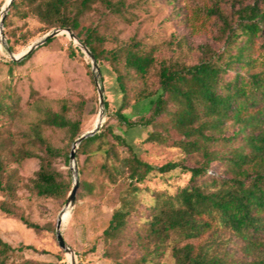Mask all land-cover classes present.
<instances>
[{"label": "trees", "instance_id": "trees-1", "mask_svg": "<svg viewBox=\"0 0 264 264\" xmlns=\"http://www.w3.org/2000/svg\"><path fill=\"white\" fill-rule=\"evenodd\" d=\"M97 5L104 12L87 23ZM126 12L123 0H13L4 20L13 53L17 44L29 42L25 35L18 41L9 30L13 17L35 19L40 36L70 29L97 63L115 74L121 93L117 123L126 129L150 127L142 143L176 148L183 155L154 167L104 124L78 145L75 201L101 200L121 187L100 235L103 257L111 264H166L169 251L173 264H264V0H214L208 5L206 16L219 23L221 50L202 48L195 64L161 55L160 43L119 41L109 17L127 21ZM30 56L7 63L19 66ZM155 95L147 117L132 121L124 115L131 105ZM67 112L64 105L59 111L47 109L35 125L42 156L12 154L15 163L39 160L31 181L37 198L64 199L71 191L54 163L62 159L68 165L71 145L84 132ZM42 127L65 133L69 145L45 143ZM188 160L192 165H186ZM182 177L183 183L176 182ZM11 180L12 171L0 159L1 192H13ZM153 181L162 187L148 185ZM19 219L35 233L42 229L23 216ZM31 249L11 247L0 238V264H8L14 254L20 256L18 264H64L24 259L22 252Z\"/></svg>", "mask_w": 264, "mask_h": 264}, {"label": "rangeland", "instance_id": "rangeland-1", "mask_svg": "<svg viewBox=\"0 0 264 264\" xmlns=\"http://www.w3.org/2000/svg\"><path fill=\"white\" fill-rule=\"evenodd\" d=\"M123 1L127 5V21L115 16L109 17L113 34L119 41L136 38L149 45L160 43L161 55L177 57L187 64L197 63L202 56L201 49L206 46L213 51L221 50L218 41L219 23L214 17L205 14V9L214 0ZM6 2L0 0V11ZM95 7L98 11L87 15V23L95 21L104 12L98 5ZM9 30L15 33L18 41L21 35L29 38L27 45H16L15 52H11L14 56L25 53L46 35L40 36V25L33 18L22 20L13 17ZM7 46L9 48L8 43ZM106 47H111V44L107 43ZM30 55L24 64L10 68L7 63L11 60L10 56L0 42V159L7 165V172L12 171L14 177L10 181V187H14L13 192L8 195L0 191V208L7 209V212L0 209V238L14 248L31 246V250L22 252V257L28 261L70 264V257L59 247L55 234L57 218L63 214L60 231L66 245L74 251L75 264H111L102 255L100 235L107 226L112 209L117 205L121 187L109 190L101 200L76 199L69 213L65 210L67 197L58 200L37 198L31 192V181L39 166L37 158L13 162L12 154L17 151L43 155V144L35 140L34 129L45 110L59 111L61 106H66L67 118L79 120L81 130L85 133L96 125L100 109L90 60L67 35L55 37ZM98 66L104 100L101 127L104 124L114 134L124 137L141 158L154 167L182 159L183 155L176 148L142 143L152 130L150 127L126 129L117 123L114 114L120 104L121 93L117 88L115 74L104 63ZM259 69V66L255 68L256 71ZM156 97L131 105L124 115L132 121L147 117ZM40 134L45 143L55 148L69 145L68 137L63 132L42 127ZM82 160L83 157H80V165ZM186 165H192V160H188ZM54 166L72 186L69 162L67 165L58 159ZM184 181L182 177L176 182ZM148 185L156 189L162 187L161 182L157 181ZM20 216L38 224L42 229L35 233L26 228ZM93 247L95 250H91ZM20 261V256L14 254L8 264H18ZM164 262L173 264L169 251Z\"/></svg>", "mask_w": 264, "mask_h": 264}, {"label": "water", "instance_id": "water-1", "mask_svg": "<svg viewBox=\"0 0 264 264\" xmlns=\"http://www.w3.org/2000/svg\"><path fill=\"white\" fill-rule=\"evenodd\" d=\"M13 0H7L6 4L4 5V7L1 9L0 11V42L1 44L6 47L7 49V53L10 56V59L13 62H20L23 59H25L26 57H28L35 49H37L38 47L44 45L45 43H47L49 40L54 39L55 37L59 36V35H67L68 38L70 39V41L72 43H74L81 51L84 52V54L87 56V58L90 60V64H91V70L92 73L94 75V81H95V85L97 88V93H98V99H99V114H98V119L96 122V125L94 126V128L91 131H88L84 134H82L78 139H76L74 141V143L72 144L71 147V151L69 154V165H70V173L72 175V187H71V191L67 197V201L65 204V210H68V212L70 213L71 209L74 206L75 203V195H76V191L78 188V171H77V166H76V149L78 147V145L87 137H90L92 135H94L95 133L98 132L99 128L101 127V123H102V119H103V115H104V100H103V90L100 87V70H99V66L98 63L96 61V59L94 58L93 54L90 52V50L82 44V42L79 41V39L76 37V35L68 28H63V29H56L54 31H52L51 33L46 34L40 41H38L37 43H35L34 45L30 46L28 48V50L18 56H14L10 49L7 46L5 37H4V20L5 17L7 15V12L10 8V5L12 3ZM62 215L61 214L56 221V226H55V234H56V239L58 241V245L59 247L70 256V264H75V254L74 251L72 249H70L61 234V224H62Z\"/></svg>", "mask_w": 264, "mask_h": 264}, {"label": "bare ground", "instance_id": "bare-ground-1", "mask_svg": "<svg viewBox=\"0 0 264 264\" xmlns=\"http://www.w3.org/2000/svg\"><path fill=\"white\" fill-rule=\"evenodd\" d=\"M63 217V216H62ZM63 219V218H62ZM70 257V256H69Z\"/></svg>", "mask_w": 264, "mask_h": 264}]
</instances>
